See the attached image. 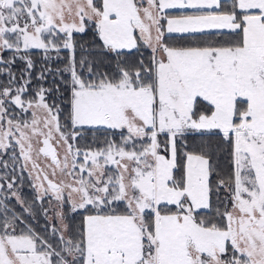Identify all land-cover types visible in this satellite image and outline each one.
Segmentation results:
<instances>
[{"label":"snow or ice","instance_id":"6c2138e0","mask_svg":"<svg viewBox=\"0 0 264 264\" xmlns=\"http://www.w3.org/2000/svg\"><path fill=\"white\" fill-rule=\"evenodd\" d=\"M0 264H264V0H0Z\"/></svg>","mask_w":264,"mask_h":264}]
</instances>
